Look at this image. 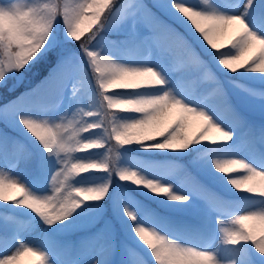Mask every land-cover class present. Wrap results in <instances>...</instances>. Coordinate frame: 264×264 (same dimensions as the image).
Instances as JSON below:
<instances>
[{
	"label": "snow or ice",
	"instance_id": "1",
	"mask_svg": "<svg viewBox=\"0 0 264 264\" xmlns=\"http://www.w3.org/2000/svg\"><path fill=\"white\" fill-rule=\"evenodd\" d=\"M251 0H222L220 11L213 7L212 0H153V7L160 13H168L181 22L190 25L192 36L204 47L197 55L193 41L185 39L170 25L164 24L144 0H0V85L9 92L14 91L30 66L44 59L47 47L55 44V29L62 19L67 37L80 46V52L87 61L85 73L95 86L94 103L90 99L86 110L77 107L69 115L57 120L37 118L26 114L25 98H39L62 90L69 78L73 64L65 59L43 82L27 94L15 100L0 102V121L7 124L15 119L24 130L43 148L48 157H55L56 167L48 169V160L42 158L41 168L50 171V193L37 195L29 190L18 178L0 169V203L16 205L34 213L47 228L64 226L72 220L77 210L86 203L104 201L111 189V175L124 183H130L150 191L154 196H163L173 203L187 204L191 196L174 191L172 184L159 179H149L137 170L121 167L120 149L132 144H141L146 149L186 152L193 145H210L208 151L226 152L235 138V131L225 127L221 119L206 101L222 103L232 117L244 129L246 141H259L264 146V122L253 123L240 116L228 103L224 85L208 67L210 60L228 72L240 70L264 75V36L253 31L245 19L251 15L258 26L264 25V2L249 5ZM239 8L240 14H228L227 10ZM138 19L149 22L150 36L142 43L155 46L162 54L172 58V71L191 81V90L202 93L204 106H197L176 97L171 89L157 95L124 97L116 95L121 90L142 88H164L168 83L161 71L150 66H128L116 61L111 55L101 54L90 47L106 27L129 22L133 30ZM232 32L230 43L223 41ZM235 83V82H233ZM243 88L249 95L264 100V89ZM73 95L81 91V81L72 85ZM112 89L119 91L111 92ZM118 113L137 114L138 118L120 120ZM264 116V113H262ZM94 118V119H93ZM97 133L85 138V134ZM3 134L0 133V137ZM159 141L158 143H151ZM99 158H80L79 154L100 152ZM31 153L21 146L13 163L28 162ZM197 161L194 160L193 163ZM212 168L224 177L238 192L264 198V170H258L239 157H212ZM108 173L109 179L100 185L77 187L72 181L86 173ZM192 195L204 200L210 210L217 213L216 222L221 243L233 248L251 245L246 264H264V206L252 209L249 205H232L205 186L192 172L185 170ZM143 211L146 219L163 227V220L152 210ZM4 211V209H0ZM123 212L131 223V230L139 242L151 254L155 264H225L216 251L201 249L170 237L155 226H146L125 204ZM227 216L233 217L230 221ZM220 217H225L221 219ZM259 221L261 230L246 224ZM13 225L17 222L12 219ZM10 227L5 224L4 234ZM97 234L91 240L99 239ZM17 247L0 249V264H20L21 258L35 257L33 264H53L52 251L63 249L71 252L70 243L44 239L42 246L17 241ZM89 246L88 241L81 242ZM210 247V245H209ZM116 251L113 232L106 246L108 256ZM93 264H99L98 260ZM227 264H236L228 261Z\"/></svg>",
	"mask_w": 264,
	"mask_h": 264
},
{
	"label": "rangeland",
	"instance_id": "2",
	"mask_svg": "<svg viewBox=\"0 0 264 264\" xmlns=\"http://www.w3.org/2000/svg\"><path fill=\"white\" fill-rule=\"evenodd\" d=\"M261 2H264V0H261ZM255 3H257V0H251V4H255ZM251 4L249 5V12L251 11ZM212 5L213 7H215L216 9L220 11L226 10V9L221 8V2L218 0H212ZM227 11H228V14H232V15L240 14L239 8H234V9H230ZM165 14H167L170 19H173L178 23L184 24V28H186L190 34L192 33L190 25H188L186 21L181 22L180 20H177L174 16L168 13H165ZM245 19L248 22L249 27L253 31L257 32V34L259 35L264 36V25L254 27L256 22H254L253 17L251 15H246ZM172 28L178 32V28H174V27ZM117 30L118 32L131 31V32H135V34L137 35L142 34L143 38L146 37L147 34L149 33L150 35L152 34V29L150 27L149 22L143 19L137 20L134 30L131 26L130 21L119 23L117 26ZM62 31L63 32L61 34L59 33L58 35H56L57 37L56 40L62 43L61 48H59L58 46L54 44L53 46L50 47V49L52 52L55 53L56 56L60 53L61 55L73 53L71 55L73 56V59L71 60L73 64V70L69 78L66 80L65 85L62 87V90H58L57 92L46 96L45 99L40 100L41 102H47V103H42L43 105H46V108L44 111H41L38 108L33 107L32 104H27L26 102L25 105L26 104L27 105L25 109L27 108L26 114L28 115H33L41 119L48 118L49 120H57L62 115L70 116L77 107H82V108H85L86 110H92L89 107V101L91 99L92 102L94 103V96H93L94 93L93 92L85 95L86 99L84 100L83 103L77 100L78 98L82 97V95H84L88 89H95L94 84L90 82L89 76L85 73V68L83 69L82 65L80 64L81 60L84 63H87V61L84 60V57H81V55L83 56V54L80 52L79 44L76 43L75 41H72L71 39L67 37L65 28H63ZM143 34H145L146 36H144ZM181 35H184V34L181 33ZM233 35L234 33L229 32L228 37L223 41V43L225 45H228L229 39ZM103 39L104 40H102L103 42L101 43L104 46V50L102 51V54L111 55L116 61L122 64H125V65H128V66H150V67L157 68L159 71H161L162 75L166 78L168 83L164 86V88H161V91H159L157 94H160L162 91L171 89L173 94L176 97L185 99L189 103L195 104L197 106H204V102H197L198 101L197 99L202 96V93H194L191 90V86H192L191 81L188 83H185L184 81L185 77L183 75L172 71V63H173L172 58L170 56H167L166 54H162L161 51L155 46H152L153 53L148 61L134 62V58L132 60H129L128 58H125L121 54V53H124L126 55H131L133 54V52H130L128 54L127 51L123 47L118 45V43H116L115 41L106 39V38H103ZM99 41L100 39L97 38V40L94 41V43L99 42ZM195 51L197 55H199V50H195ZM48 54L49 52H47V54L44 55V59H42L44 63L49 62L50 58ZM215 64L219 66V64L216 61H215ZM35 74L36 73H34L32 76L34 77ZM246 78L248 80H252L257 83H264V75H261L259 73H253V72L246 71ZM77 79L81 81V91L77 93L76 95H73L71 85ZM244 86L247 88H256V87H250L248 85H244ZM238 93L241 96V98H244L241 100V103L246 109H251V110L258 111V112H264V100H258L257 98L252 97L246 91H244L243 88H240V90L238 89ZM151 94L157 95L154 92H152ZM58 97L59 98L61 97L63 99V102H62V105L57 110H54L52 108L54 104L53 101H56ZM1 101H2V97L0 95V102ZM206 103H208L212 107V110L217 114L218 118L221 119V121L224 123L226 128H228L229 130L235 131L236 133L235 138H236V136L240 132L241 127L239 126L237 121L229 120L228 117H229L230 112H228V110H223L224 108H221V103L217 102L216 100L206 101ZM135 118H138V117L136 116L133 119ZM9 123L13 125L19 124L18 120H15V119L9 121ZM95 135H97V133L85 134V138H90L91 136H95ZM5 136L6 135L3 134V136L0 137V169H3L9 172L12 177L18 178L24 184L25 182L23 181L22 176H27V177H30L32 180L37 181L35 177L32 175V173H34L33 172L34 168H33V163H32V154L28 162H24V161L19 162L17 168H14L13 166V161L16 160V154L19 152L21 146L23 147V149L27 150L29 153H31L30 150L17 139L15 143L14 154L9 155V153L11 152L7 151L8 149L6 146ZM158 142L159 141H152L151 143H158ZM233 142L234 140L231 142L232 147L225 157H232V156L239 157V158L246 160L248 163L256 167L258 170H264V168L259 167L258 162L254 158L252 159V157H254V154H255V149H254V146L250 144L251 141L245 140L244 144L242 145L235 144L236 146L233 144ZM147 151L153 154H162L172 159H181L183 157L188 156L189 154V150L186 152H173V151H168V150H157V149L148 148ZM1 153H7V157L3 159L1 157ZM100 155H102V153L97 154V155H92L90 157H80V156L79 157L85 158V159L99 158ZM219 158H223V157H219ZM120 161L121 163L124 162V167L137 170L142 175H144L146 178L162 180L165 184H172L174 186L175 192L190 195L191 199L187 204L173 203V202L166 200L165 198L166 205L169 207L178 209V210H182V209H188L189 206L194 204L201 212L202 211L205 212L206 210L208 214H210L209 219H210L211 224L213 223V226L211 228L214 233V241L210 245V247L208 246L206 247V249L216 251L221 261L225 262V264H227L228 261H235L236 264L245 263V258L247 257V253L249 252V249H250L249 246L247 245L245 247V246L240 245V246L233 248L230 245H224L221 243L220 233H219L218 225L216 222V217L218 214L211 211L209 206L206 204L204 200L198 198L196 195L191 194L190 189H189V182L186 178H181V181L178 182V173L180 170V167H179L180 163H177V164L171 163L167 167V169H164L161 167V165H158V164H156L157 168H151V167L144 165L142 161H138V160H134L130 158H121ZM56 167H59V165L56 164ZM202 171L205 177H214L220 174L219 172H216L214 168H212L211 160H209L208 163H206L203 166ZM227 179L228 178L221 180L219 185L222 186L228 193H231V194L242 193L232 188V186L227 183ZM86 181L87 180L78 182L76 181V178H75L72 181V184L77 187H88V186H93V185H100L104 183L106 180H96V181H90V182H86ZM29 190L37 195H44V194L50 193V185L48 186V189L44 192H39V191H35L32 189H29ZM148 194H150L152 198L155 197L150 191H148ZM238 203H240V201H238ZM125 204L129 207L131 211L137 212V214L141 217L144 216L143 211L137 210V205L140 203L134 200L133 198L131 199L127 198L125 200L124 205ZM261 206H264V199L258 201L256 207H253L252 209L259 208ZM141 208L145 210V207L142 206ZM98 211L99 209L95 211H91L90 213L86 215L78 216L79 218H74L72 221L66 222L64 226H56L55 228H53V231L55 233L60 234V233H64L70 230L74 226H83L87 223L88 220L93 221ZM220 218L223 219L225 217H220ZM232 218L233 217L231 216H227L228 221H230ZM147 221H152V220L146 219L144 217L142 223H144L146 226H152V225H148ZM246 224L252 226L256 230L257 234H259L261 227H262L259 221H248L246 222ZM43 227H44L43 223L39 221V218L37 217V221L33 223L30 228L22 229L21 235L19 236L17 241L21 243H30V244H35L37 246H42L43 239L41 238V235H40V229ZM130 233H131L132 241H134L138 245H142L139 242V240L136 238L132 230ZM197 235L204 236L207 234H201V235L197 234ZM108 239H109L108 234L103 233L101 234V237L99 239L88 241L89 246L82 247L83 254L78 264H93V261L95 260H98L99 264H111L112 259H114L113 255L115 254V252L111 256L107 255L106 250L98 255L95 254L96 246L99 243H105L106 241H108ZM17 241L15 243V247L18 246ZM3 245H5V243H2V246ZM4 247L5 246L1 247L0 249ZM45 250L49 251L48 248H45ZM136 255L137 253L133 251L129 246L126 247V249L124 250V254H123L122 264H142L141 260H138L136 258ZM35 259H36L35 257H30V256L22 257L20 264L33 263ZM53 264H56V263L53 261Z\"/></svg>",
	"mask_w": 264,
	"mask_h": 264
},
{
	"label": "trees",
	"instance_id": "3",
	"mask_svg": "<svg viewBox=\"0 0 264 264\" xmlns=\"http://www.w3.org/2000/svg\"><path fill=\"white\" fill-rule=\"evenodd\" d=\"M65 28L62 19L59 22V26L55 29V33H57L56 35H58L59 33L61 34L63 31L62 29ZM59 31V32H57ZM103 34H107L110 37L114 38V39H125V36L131 35L129 32L125 33L122 36V32H117L115 27L109 26L106 27L105 30L101 33V37H98V39H100L99 42L96 43H92V45H90L91 48H93L94 50H99L100 51V47H101V41L103 39ZM55 35V40L57 39ZM122 36V37H121ZM47 52H49L48 56H49V62L48 63H44L42 60H38V62L34 63V65L30 66V68L32 69L31 71H27L22 80L17 82V87L15 88L14 91L9 92L8 89L3 86L0 85V95L2 97V101H7V100H15V98L17 96H20L22 94H26L27 88L30 87L31 85H33L32 88L30 89H34L37 88L42 82L43 80H45L46 77L49 76V74L57 68V66L61 63V61L65 60L66 58L69 59L70 55H72L73 53H69V54H65V55H61L58 54L57 56L55 55L54 52L51 51L50 47H47V50L44 52V55L47 54ZM82 56V55H81ZM35 74V76L33 77L32 75ZM227 80H229L227 82V86L226 89L228 90V97L231 100L232 96H235L237 99H239V96L236 95V92L233 89V82H241L240 77L238 75V77L236 78H230L228 79V77H226ZM221 80V78H220ZM27 83H29V85H27ZM242 83V82H241ZM264 88V85H263ZM128 90H121V92H127ZM25 97H22V100L24 101ZM120 115V113H118ZM123 114H128V113H123ZM121 114V115H123ZM119 118V117H118ZM120 119V118H119ZM2 123H4L3 121H0V125L4 126L11 134L16 135L19 139H23V137L29 141L30 143H32L33 145L37 146L39 149V168L40 166V161L42 158H44L45 152L43 150V148L39 145V143L37 141H35L27 132L26 130L23 129L22 126L20 125H13L10 123H7L5 125H2ZM18 139V140H19ZM207 145H193L192 149H191V153H195L196 155H198L200 153V151H203V154L205 155V151L201 149V147H205ZM85 206V205H84ZM2 207V205H0V208ZM20 212H24L23 210H21ZM99 218L96 220V223L92 226V227H96L97 224L99 223ZM1 227V226H0ZM90 227H86V228H77V229H73L72 232H79V231H83V230H87ZM1 229V228H0Z\"/></svg>",
	"mask_w": 264,
	"mask_h": 264
}]
</instances>
